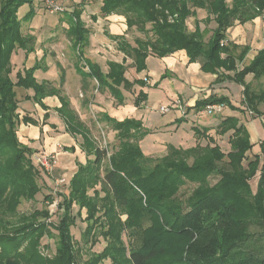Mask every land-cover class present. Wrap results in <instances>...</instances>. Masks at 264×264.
Segmentation results:
<instances>
[{"label":"trees","instance_id":"1","mask_svg":"<svg viewBox=\"0 0 264 264\" xmlns=\"http://www.w3.org/2000/svg\"><path fill=\"white\" fill-rule=\"evenodd\" d=\"M32 1L0 0V195L12 187L9 200L14 207L21 198L35 199L40 189L37 179L42 166L32 159L34 150L17 134L21 112L17 89H33L32 96L23 97L40 105L46 96L58 97L60 105L56 111L65 122L66 131L82 138L79 145L85 161L76 159L77 169L69 180L68 191L58 193L61 200L57 205L62 210L58 223L45 222L51 212L43 208L34 211L30 222L13 233H0V264H77L78 250L72 247L69 231L74 221L73 204L79 207V213L86 210L83 238L87 241L90 237L92 245L98 242V235L105 241L104 247L82 264H98L106 258L111 264H264L262 238L248 231L252 226L264 231V139L259 141V152L254 151L249 158L247 152L252 151L255 143L246 124L238 116L220 114L215 126H192L194 145H169L168 152L155 157L153 165L146 169L145 163L153 157L142 152L139 141L147 129L138 120H116L104 113L119 138L118 148L108 153L69 108L68 100L58 95L59 88L49 87L48 80H36L33 72L42 68L40 64L18 72L15 81L11 78V53L16 48L29 52L34 46V36L22 32V20L30 19L34 10L30 8L22 18L17 14L21 5ZM76 4L71 11L62 12L77 49L75 69L84 78H94L98 89H108L121 103L119 85L133 84L124 76V62L108 60L107 71H102L84 55L90 30L80 18L81 1ZM197 9H203L205 17L197 18ZM99 11L102 15H122L126 30L135 28L145 33L144 37H135L132 44L125 33L106 32L118 50L132 58L137 71L145 68L149 55L164 57L183 49L189 62L198 61L202 71L215 73L216 82L231 80L243 86L244 108L234 106L227 96L211 93L196 99L193 108L197 111L209 104H219L261 115L257 105L264 103V88L252 90L245 76H264V45L248 64L238 68L249 48L243 47L238 55L233 54L234 46L226 42V31L235 22L242 24L263 15L264 0H101ZM190 15L195 17L192 31L186 23ZM200 22L205 23L204 28ZM211 22L214 27L209 26ZM61 78L63 81L62 75ZM137 81L146 84L142 79ZM140 95L144 96L142 92ZM48 116L45 112L44 118ZM22 120L24 124H37L27 114ZM131 130L139 132L135 143L129 141L131 136L136 138ZM227 133L229 148L225 152L216 136ZM63 149L75 151L74 146ZM257 173L258 182L253 189L250 179ZM214 174L219 178L210 185L208 178ZM187 181L199 184L184 201L178 200L175 194ZM53 199L51 191L43 198L48 204ZM121 214L126 216L124 220ZM146 220L148 225L141 228ZM44 233L56 238L53 259L38 252ZM124 233L127 241L123 239Z\"/></svg>","mask_w":264,"mask_h":264},{"label":"rangeland","instance_id":"2","mask_svg":"<svg viewBox=\"0 0 264 264\" xmlns=\"http://www.w3.org/2000/svg\"><path fill=\"white\" fill-rule=\"evenodd\" d=\"M80 1V6H83L80 18L91 31L87 38V44L84 47V55L92 61H95L102 71L106 69L109 59L117 60V62H124V76L129 82L133 83L132 86L126 85L127 87L123 84L119 85V90L123 96L122 102L119 103L108 89L103 91L98 89L94 78H83L76 71L75 63L78 56L77 49L74 47L73 39L68 33L70 24L65 18L66 14L57 12L51 13L44 10L41 0H33L31 3H24L18 9L17 14L19 18H22L30 8L34 10V15L30 19L25 21L22 20V32L34 36V46L29 52L16 48L11 53L10 62L12 70L10 75L14 81L16 80V74L18 72H23L25 68L32 67L37 63L40 64L42 68H37L33 72L36 80L40 82L48 80L51 83L49 87L53 86L59 88L58 95L68 100L69 108L74 110L78 119L88 128L94 141L99 146L106 147L108 153L118 148L119 138L116 135V130L112 129L111 124L104 117V113H107L116 120H123L124 118L138 120L144 129H147V133L144 134L139 141L141 150L145 155L153 157L152 161L145 163L144 166L146 169H149L153 165L155 157L162 156L168 152L169 145L181 146L184 148L192 146V143L194 145L195 138H193L192 125L204 124L206 126H215L218 123L219 118L217 116H220V113H224L221 109L219 111L212 110L210 113L203 112V115L200 113H193L192 116L187 112L184 117V119L188 118L187 121H181L182 123L180 125H177V121H175L174 124L166 125V120L171 118L172 114H174V110H172V106H174L173 92H175L174 89H172L173 84L172 82L161 80V76L167 74V70L169 69L167 66H169V64L153 58L145 60V68L141 71H137L132 58L118 50L116 42L108 41L106 36L99 33L102 28L101 22L97 23L95 18L89 16H94L91 10L97 11V14H101L97 9L101 0H67L63 2L66 4V11L69 12L72 10V8H70L72 4L73 7H77L76 3ZM85 5H88V7H84ZM197 10V16L201 19L200 17L206 14V12L203 9ZM97 14L95 16H97ZM262 17L264 18V14ZM167 20L171 21L172 18L168 16ZM187 25L188 28L193 29L194 27V18H192L191 15L188 17ZM213 25V22L209 24L210 27H213ZM149 26L148 24V27ZM104 27L108 30L107 25ZM204 27L205 23L201 22V28ZM123 33H125L126 40L132 44H134L135 37L145 36L144 32L138 31L135 28L130 30L125 29ZM209 34L206 35V38ZM162 71L165 72L159 76V73ZM136 79H142L146 84H141L140 81L135 82ZM174 83L176 88L180 84L176 79ZM230 83H233L232 86L239 91L238 84L235 83V81ZM249 83L252 90L258 92L264 88V76L259 78H254L252 76ZM229 91L232 92V89ZM140 92L144 94L143 97H141ZM230 92L227 95L228 97L229 95L231 97ZM24 93L25 91L22 88L17 89V98L20 100L19 106L23 110L19 114L18 137L24 132L26 126H29L25 125L22 119L26 114L28 115V112H32L33 105L35 104L34 100L30 101L29 99H25V97H23ZM242 96L243 93L241 91V99ZM52 98L59 106V99L55 96ZM234 98H236V95ZM236 101H238V99H236ZM239 105L244 108V106L241 105V101ZM58 106H53L54 111L57 110ZM161 106L168 107L169 110L166 111V113H161ZM223 106L224 105H222L221 108ZM257 107L261 111V115L259 116L247 109H245V111L235 109V117H240L242 122L248 125L251 131V141L255 143L252 149L253 152H247L249 158H252L254 151L259 152V141L264 139V103H259ZM224 110L229 111L232 109L228 105H225ZM52 114L58 118L57 121L60 125L59 130L62 131L63 121H61L60 115L54 112ZM180 118L181 117H179V119ZM48 120L49 119L45 120V122L48 123ZM130 133L136 135V138L131 136L132 138L129 140L135 143L138 139L139 132L131 130ZM42 136L43 134L34 139L36 145H34L36 148L34 154H36L37 157L42 153L54 155V153L47 152L42 146ZM23 138L28 139L30 137L25 135ZM227 138L228 133L216 136L217 143L221 145L222 151L225 152L229 148ZM77 139L78 142L82 141L80 135L77 136ZM202 143H204V140ZM74 155L75 152L69 155L71 161H73ZM34 156L35 155H33L32 159L36 161ZM54 158L57 162L55 155ZM80 158L83 159L82 157ZM7 159L8 157H5L3 161L6 162ZM244 163L246 164V161ZM56 167L51 173H48L49 171L47 172L42 167H38L40 176H38L37 180L40 189L36 193L35 199L21 198L19 203H15L16 206L14 204V207H12V201L9 200V192H11L12 187H8L4 194H2V196L0 195V233H13L17 228L30 222V217H32L34 211L43 208L51 212V217L45 219V222L52 221L53 223H58L62 216V210L57 205L58 201L61 200V196H59L58 193L68 191L69 175L64 173L65 170H57L58 168ZM218 178L219 175L215 174L209 176V184H215ZM60 179H64V181L60 182ZM257 182L258 173L250 179V185L253 189H256ZM198 184L197 181L185 182L176 192V198L184 201ZM49 191H51L54 198L53 202L50 204L43 200L44 195ZM89 192L92 193V190ZM71 210L74 216V221L69 226L70 235L73 240L71 244L74 249L76 248L78 250L77 264L78 262L82 264L90 258L92 254L100 251L104 247L105 241L101 235L97 236L98 242L94 245L91 244L90 237L86 241V239L83 238L84 236H82L87 226V221L84 219L86 210L83 208L79 213V207L76 204L72 205ZM125 217L124 214H121L123 220ZM39 220H42V218H39ZM147 225L148 221L146 220L141 228ZM51 231L56 233L54 228H51ZM248 231L250 233H255V235H257L256 237L262 238V251L264 253V231H261L260 227L257 226L250 227ZM127 238L128 237L124 233L123 239L127 241ZM40 239V243L37 246L38 252L43 257L50 259L55 258L56 238L49 237L47 233H44ZM27 241H29V239L23 242L22 248L26 245ZM98 264H111V261L109 258H106Z\"/></svg>","mask_w":264,"mask_h":264},{"label":"crops","instance_id":"3","mask_svg":"<svg viewBox=\"0 0 264 264\" xmlns=\"http://www.w3.org/2000/svg\"><path fill=\"white\" fill-rule=\"evenodd\" d=\"M70 6L73 7V4ZM99 6H100V3L97 6L98 11H99ZM84 7H88V5L87 6L85 5ZM197 11L198 10H196V13ZM96 12L97 11L91 10V13L94 16L97 14ZM205 15L206 14H204L200 18L205 17ZM89 16L94 18V16L92 15H89ZM262 16L263 15H259L253 20L242 23V24L235 22L226 31V42L234 46L232 48L233 54L238 55V53L242 51L243 47L249 48L243 60L237 64L238 68H241L243 65L248 64L251 61V59L254 57V55L257 53V51L261 49L264 45V28H263L264 18ZM192 18H194V27H195V17L192 16ZM197 18L199 17L197 16ZM95 19L97 23L101 22L102 24L101 26L102 28L100 27L101 31L99 33H102L104 36H106L107 40L110 42L115 43V41L109 38L106 32H108L109 34H123L124 30L126 29V24H124L125 18L124 16L119 15V14H108V15L97 14V16H95ZM187 20L188 18L186 19V23H187ZM105 25H107L108 30L104 27ZM199 25L201 27V22L199 23ZM85 26L88 27L86 24ZM194 27L193 29L192 28H188V29L192 31L194 30ZM153 58H156L157 60H160L164 63L169 64V66H167L169 67V69L167 70V76L165 78H161V80L172 82L173 84L172 89H174L175 91L173 92L174 106H172V110H174V114H172L171 118L166 120V123H165L166 125L174 124L175 121H177V125H180L182 123L181 121H187L188 118L184 119L187 112L190 113L191 116L193 113L194 114L200 113L203 115L204 113L202 110L197 111L195 108H193L194 103L196 99L207 97L211 93H214L216 95L222 94L223 96H227L228 93L230 92L229 90L232 89V92H230L231 97L230 95L229 97L228 96L227 97L230 99L231 103L234 106H239L242 108V106H240L239 103L241 101V91L243 89V86L237 83L238 88H239V91H237V88L235 89V87L232 86L233 83H230L234 81L223 80L220 82H216L215 78L217 75L215 73H209V72L202 71L201 64L198 61L189 62L188 55L186 54L185 50L183 49L177 50L164 57H156L154 55H149L146 58V60L153 59ZM109 60H114V59H109ZM114 61H117V60H114ZM107 69L108 67H106L104 71H107ZM163 72L165 71L160 72L159 76ZM252 76H253L252 73H248L245 76V81L249 82ZM175 79L178 80V83H180L177 88L174 85ZM23 90L25 91L23 95L27 94L29 96H32L34 93L33 89L31 88L23 89ZM235 95H236V98H234ZM52 97L53 96H46L45 98H43L42 99L43 105H40L39 103L35 102V104L33 105V110L32 112H28V116H31L33 118H38V119H35L37 121V124H25L29 126L28 127L26 126L24 132H22V134L19 135V138L23 143H26L29 146H31V148L34 150V153H35L36 145H35L34 139L37 137H40L43 134L42 146L47 152L54 153V155L57 158V162L56 164H54L53 169H55V167L57 166L56 167L58 168L57 170H65L64 173H66V175L67 174L69 175L68 180H70L71 176L77 169L76 159L79 161H83V160L85 161V154L80 149V145H79L80 142H78L77 136H74L70 132L66 131V124L62 118L60 119L61 121H63L62 123L63 130L62 131L59 130L60 125L57 121L58 118H56L52 114L53 112L57 113V111H54L53 106H58V105L56 104V101ZM236 99H238V101H236ZM29 100L33 101L32 99H29ZM44 107H47V109H45ZM224 107L225 105L221 108V111H224V113L222 114L236 115L235 110L232 109V110L226 111L224 110ZM19 109L23 111L22 108H19ZM45 112H48L49 116L48 118L43 119ZM179 117H181L182 119L178 120ZM217 117L220 120L221 117L219 116ZM47 119H49L48 123L45 122V120ZM52 124L55 125V128L51 127ZM197 125L206 126L204 124H197ZM246 126L251 136V131L248 125ZM25 135L30 138L24 139L23 137H25ZM191 145H193V143ZM64 146H67V147L74 146L75 147V151H74L75 155H74L73 161H71L69 155L73 154L74 152L64 150L63 149ZM80 157H82L83 159H81Z\"/></svg>","mask_w":264,"mask_h":264},{"label":"built area","instance_id":"4","mask_svg":"<svg viewBox=\"0 0 264 264\" xmlns=\"http://www.w3.org/2000/svg\"><path fill=\"white\" fill-rule=\"evenodd\" d=\"M43 3V8L46 11L49 12H57V13H62L65 12L67 7L66 4L63 3L64 1L67 0H41ZM224 41H221V44H223ZM221 109V105L219 104H209L206 105L205 108L202 109L203 112H212V110L219 111ZM168 107L161 106L160 111L161 113H166L168 111ZM35 155V160L37 163H39L46 171H51L52 167L55 164V158L53 154H47V153H42L38 157ZM64 179H60V182H63Z\"/></svg>","mask_w":264,"mask_h":264}]
</instances>
